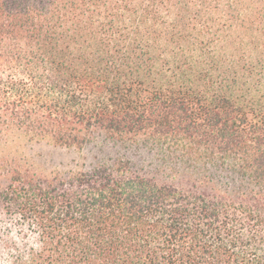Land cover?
Returning <instances> with one entry per match:
<instances>
[{"label": "trees", "instance_id": "16d2710c", "mask_svg": "<svg viewBox=\"0 0 264 264\" xmlns=\"http://www.w3.org/2000/svg\"><path fill=\"white\" fill-rule=\"evenodd\" d=\"M0 264H264V0H0Z\"/></svg>", "mask_w": 264, "mask_h": 264}, {"label": "rangeland", "instance_id": "374dc122", "mask_svg": "<svg viewBox=\"0 0 264 264\" xmlns=\"http://www.w3.org/2000/svg\"><path fill=\"white\" fill-rule=\"evenodd\" d=\"M97 146L102 148L101 144ZM98 147L87 146L85 149L61 147L46 141L18 135L10 142L6 150L11 153L15 152L17 157H21L29 164H32L38 173L52 175L69 172L70 170L84 169L85 166L94 163L98 158H106L116 154V149L114 148L108 149L106 147L103 152H100ZM143 157L146 161L150 159L149 156H144V154Z\"/></svg>", "mask_w": 264, "mask_h": 264}]
</instances>
